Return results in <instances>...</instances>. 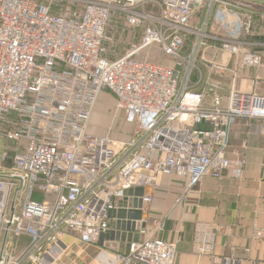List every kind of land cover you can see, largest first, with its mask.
I'll use <instances>...</instances> for the list:
<instances>
[{
    "label": "built area",
    "instance_id": "built-area-1",
    "mask_svg": "<svg viewBox=\"0 0 264 264\" xmlns=\"http://www.w3.org/2000/svg\"><path fill=\"white\" fill-rule=\"evenodd\" d=\"M262 27L264 0H0V264H57L63 234L97 244L125 192L162 177L241 178L230 132L264 124V94L237 87L229 60L261 67ZM199 65L220 74L201 90ZM196 230V253L210 254L208 227ZM141 235L107 264H175L176 241Z\"/></svg>",
    "mask_w": 264,
    "mask_h": 264
},
{
    "label": "crops",
    "instance_id": "crops-1",
    "mask_svg": "<svg viewBox=\"0 0 264 264\" xmlns=\"http://www.w3.org/2000/svg\"><path fill=\"white\" fill-rule=\"evenodd\" d=\"M261 52V67H244L239 59L229 60V67L234 68L231 77L237 87H248V91L255 90L264 94V49ZM208 57L211 59L210 55ZM203 67L199 65L200 71L192 78L193 81L201 79V83L196 86L197 90L206 86L212 73ZM212 74L220 78L216 75L218 73ZM93 127L95 125L91 124ZM96 127V130L108 133V129ZM117 129L119 131L115 136L126 139L130 127L120 122ZM263 130L264 124L254 119H239L231 129L227 156L244 162L245 169L241 178H233L229 174L222 180L206 177L195 186L188 187L187 179L165 176L160 179L157 187L146 189V194L151 195L153 200L145 205L143 228L148 230L149 236L177 242L175 264H215L216 257L221 259L219 264H224L225 259L230 260V264H264V236H256V231H264ZM1 143L0 138V148ZM114 222L112 219L113 226ZM158 223L164 227L160 229ZM199 223L205 224L213 236L210 254L196 253L195 238ZM62 240L65 243L62 250L79 247L89 259V264H107L108 254L125 253L126 250V243L123 242H98L84 247L71 235L63 234ZM27 242L28 239L21 240L20 246ZM66 251L60 253L57 264L62 262Z\"/></svg>",
    "mask_w": 264,
    "mask_h": 264
},
{
    "label": "water",
    "instance_id": "water-1",
    "mask_svg": "<svg viewBox=\"0 0 264 264\" xmlns=\"http://www.w3.org/2000/svg\"><path fill=\"white\" fill-rule=\"evenodd\" d=\"M126 197L122 201V207L110 213L114 227L105 235H101L99 242H123L126 243L125 254L128 255L131 244L140 238V230L145 226L143 221L145 194L143 187L132 188L125 192Z\"/></svg>",
    "mask_w": 264,
    "mask_h": 264
},
{
    "label": "rangeland",
    "instance_id": "rangeland-1",
    "mask_svg": "<svg viewBox=\"0 0 264 264\" xmlns=\"http://www.w3.org/2000/svg\"><path fill=\"white\" fill-rule=\"evenodd\" d=\"M203 68H206V67H203ZM230 68L234 70L233 67H230ZM216 75L219 76L220 74H216ZM211 78H213V74H212ZM110 114L112 115L111 108L108 111H104V112H101V113L94 114L91 124L95 125V127L90 129L91 132L94 135L101 136L102 134H104L103 130H101V129L96 130L97 129L96 126L105 128L106 130L109 129V127L113 123V120H111V118L110 119L108 118V116ZM116 122H117V120H116ZM128 135H129V133L128 134L126 133V136H128ZM122 138H124V136ZM1 151H2V149L0 148V158H1ZM9 164H11V163L7 162V163H4L3 165H9ZM20 247L22 248V246L18 245L16 251L14 252V253H16V256L20 255L19 254L21 252V248ZM22 250H23V248H22ZM64 251H66V250H64ZM94 254H93V256L95 257ZM61 261L62 262H60V264H89V259L85 256L84 253H82L80 251L79 247H76V246H74V247L72 246L69 249V251H66L65 254L63 255Z\"/></svg>",
    "mask_w": 264,
    "mask_h": 264
},
{
    "label": "bare ground",
    "instance_id": "bare-ground-1",
    "mask_svg": "<svg viewBox=\"0 0 264 264\" xmlns=\"http://www.w3.org/2000/svg\"><path fill=\"white\" fill-rule=\"evenodd\" d=\"M63 250H64V249H63ZM63 250H62V247H61L60 251H61V252H63ZM61 252H60V253H61ZM60 253L58 254V256H60V255H61ZM54 255H55V254H54Z\"/></svg>",
    "mask_w": 264,
    "mask_h": 264
}]
</instances>
